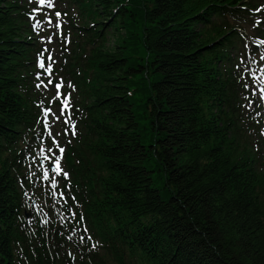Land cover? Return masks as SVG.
I'll return each mask as SVG.
<instances>
[{"label":"trees","instance_id":"16d2710c","mask_svg":"<svg viewBox=\"0 0 264 264\" xmlns=\"http://www.w3.org/2000/svg\"><path fill=\"white\" fill-rule=\"evenodd\" d=\"M60 1L81 43L62 67L78 130L50 192L35 9L0 0V264H264V133L241 32L264 41V0Z\"/></svg>","mask_w":264,"mask_h":264},{"label":"rangeland","instance_id":"374dc122","mask_svg":"<svg viewBox=\"0 0 264 264\" xmlns=\"http://www.w3.org/2000/svg\"><path fill=\"white\" fill-rule=\"evenodd\" d=\"M52 2L53 7L49 8L47 2L42 5L39 3V0H30V3L33 4L35 9L34 20L39 31V42L43 46L42 56L39 61L41 62L43 60L45 64V68H41L39 63V70L36 74V86L45 101L43 120L48 134L51 133V135H49V149L42 151L41 165L39 168L41 169L44 185L50 192H55L58 190L57 187L60 186V178L64 170L62 167V155L53 140L64 149L65 141L71 140L74 135L73 132L76 133L78 130V124L71 112V103L76 95L77 88L75 84L71 83L70 80L63 75L62 67L64 64L70 62L71 58L80 51L81 43L75 38V31L72 25L69 26L67 17L63 14L64 10L68 11L69 6L60 0H52ZM70 9L72 10L71 13H74L75 9ZM56 12L61 13L60 17H56ZM49 21H51V23H49ZM56 23L60 24L59 28L55 27ZM78 23L80 24V21H78ZM259 24L260 28H262V32L259 33H264V16L260 17ZM241 32H243L245 37L243 44L244 51L250 55L256 54L252 59L254 63L252 74L255 79L252 88L255 90L256 102L251 108L256 110L255 116L261 121V129L264 133V41H261L262 38L258 36L251 24L244 25ZM49 37H51V40H49ZM253 45L257 47L256 52H251V47ZM49 56L52 57L51 61L48 59ZM49 64H51L52 67L51 75L45 71ZM49 80H52L53 83L49 84ZM61 81H63V86L60 89L61 97L57 100L54 99L56 95L54 85ZM65 97L68 98V107L64 109V113L61 115V109L63 107L62 101ZM46 109L52 110L47 117L44 115ZM56 117H60V119L57 120ZM66 119H68V123H65ZM148 139V137H145L146 144L148 143ZM56 157H60V166L62 168V172L59 175L53 170L55 168ZM45 171L48 173L47 179L44 178ZM38 172V170L35 171V173ZM53 178H55L56 181L55 187L52 185Z\"/></svg>","mask_w":264,"mask_h":264},{"label":"snow or ice","instance_id":"6c2138e0","mask_svg":"<svg viewBox=\"0 0 264 264\" xmlns=\"http://www.w3.org/2000/svg\"><path fill=\"white\" fill-rule=\"evenodd\" d=\"M46 2H47V6L49 8H52L53 7L52 0H39V3L42 4V5L45 4ZM55 15L58 18V17H60L61 13L56 12ZM49 23H51V21H49ZM55 27L59 28L60 27V24L59 23H56L55 24ZM49 40H51V37H49ZM48 59H49V61H51L52 60V57L49 56ZM40 67L41 68H45V64H44L43 60L40 62ZM45 71L48 72L49 75L52 74L51 64L48 65V67L45 69ZM48 83L49 84H52L53 81L52 80H49ZM62 86H63V81H61L59 83H55L54 87L56 89V95H55L54 99H57V100L60 99V97H61L60 89L62 88ZM38 87H39V85H38ZM62 104H63V107L61 109V115H63L64 109L68 107V98L67 97H65L63 99ZM51 111H52L51 109H46L44 115L47 117L49 115V113H51ZM56 119L58 120V119H60V117H56ZM65 123H68V119L65 120ZM73 128H74V125H73ZM73 134H75V133L73 132ZM49 135H51V133H49ZM53 142L56 143V146H57V148L59 149V152L62 155L63 152H64V149L62 147H60L59 144L55 140H53ZM53 170L55 171V173L57 175H59L62 172V168L60 166V157H56V160H55V168ZM63 175L65 177H67V173L66 172H64ZM44 178L45 179L48 178L47 171H45V173H44ZM52 185H53V187H55V185H56L55 178L52 179Z\"/></svg>","mask_w":264,"mask_h":264}]
</instances>
